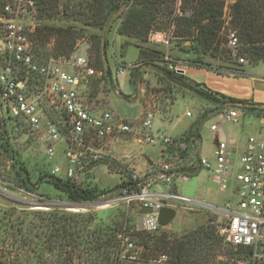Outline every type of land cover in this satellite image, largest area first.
<instances>
[{"label":"built area","instance_id":"obj_1","mask_svg":"<svg viewBox=\"0 0 264 264\" xmlns=\"http://www.w3.org/2000/svg\"><path fill=\"white\" fill-rule=\"evenodd\" d=\"M40 4L41 0H0V127L3 118L17 117L25 131L44 145L48 159L55 160L61 149L63 163H54L51 173L70 181L91 180L93 170L99 164L108 166V161L131 171L132 183L103 202L141 203L139 226L143 232L155 236L165 229L160 221L164 208L208 212L216 218L217 234L232 250L231 254L219 256V264H264V137L251 135L241 143L225 135L212 149L213 159L199 155L193 170L174 169L169 161L174 154L169 150L188 153L192 145L199 147V139H176L166 131H156L155 121L162 109L157 101L140 99L142 110L132 120L122 119L111 110H94L89 101L90 88L94 80L103 79L105 71L94 65L92 40L78 39L72 50L61 56L37 51L35 39L43 20ZM232 18L233 5L227 1L223 7V27L230 25ZM172 36L171 32L151 30L147 38L168 46ZM224 44L238 66L249 63L240 51L242 43L236 31L229 29ZM176 63L169 68L185 70L188 64ZM116 64L114 92L123 96L116 87L118 77L139 64L117 59ZM172 102L171 97L166 98V103H170L166 104L167 111ZM186 110V115L191 116L189 108ZM213 117L218 122L211 124L210 130L217 132L225 124L238 123L240 112L226 106ZM126 136L135 146L149 144L159 148V161L151 164L148 173L137 174L117 155L122 149L121 140H128ZM124 150L123 156L132 159L131 153ZM195 169L212 174L219 192L226 194L224 200L210 201L178 190L190 181ZM143 208L150 211L141 213ZM117 234L120 258L143 259V242L133 240L122 230ZM167 260L168 255L163 253L148 262L158 264Z\"/></svg>","mask_w":264,"mask_h":264},{"label":"trees","instance_id":"obj_2","mask_svg":"<svg viewBox=\"0 0 264 264\" xmlns=\"http://www.w3.org/2000/svg\"><path fill=\"white\" fill-rule=\"evenodd\" d=\"M171 1L175 2V0H85L74 4V6L81 8V11L72 9V14L75 16L72 20H80L85 25L100 31L92 35L93 45L97 52V59L94 64L98 69L105 71L103 79L98 82L105 81L106 88L116 84L110 61L106 56L107 47L110 43L105 33L108 22L113 19L114 15L125 6L127 10L117 28V33L130 40L147 41L153 22L158 18L164 4ZM65 3L67 5L64 12L67 13L72 4L70 1ZM59 4V0H41V18L46 22L52 20ZM223 7L224 0H182L179 9L183 13L175 22V34L190 38V51H194L198 56L204 54H209L214 58L225 56L229 62L234 63L229 57V50L226 47L221 48L223 41L220 39V32L223 28L221 21ZM189 10L192 11L191 14H187ZM232 23L237 29L240 42L244 44L242 55L254 64L264 61V0H235ZM73 29L80 36L83 35L80 34L81 29L75 26L63 27L43 23L36 37L42 39L43 36L44 40H49L55 34L60 47L57 56H61L68 54L76 43L74 39L80 37L74 36L75 31ZM36 50L39 51L37 48ZM142 54L143 56L152 54L149 55V58L156 60V58H160L161 51L148 48L142 50ZM198 58L193 59L188 64L217 71L223 70L221 68L223 65L214 67L211 63H207L201 66L202 63L199 62ZM236 65L238 64L236 63ZM223 67L230 73H240L238 67L228 65ZM137 69L139 67L132 69L131 74L133 76L135 75L134 70ZM162 72L169 82L186 88L213 103L218 107L216 112L226 106L247 112L254 110L250 107L251 102L214 92L206 85L196 82L169 67H163ZM208 119L203 116L200 120L205 122ZM10 122L13 124L12 127L20 126L23 130L24 128L21 125V120L17 117L3 118L0 127V150L11 160H14V149H12L8 138H5L10 130ZM194 134L198 135L196 131ZM186 137L190 139V137ZM13 166L15 167V165ZM109 166L113 169H119L123 174L122 181L115 188L121 189L132 183L131 171L126 168H119L116 164ZM40 180L53 184L65 194L70 202L76 203L95 202L103 194L112 190L101 189L90 181L73 182L52 174L50 171L40 177L37 182H34L28 169L21 166L16 169L13 184L19 186L21 190L33 192ZM14 210L15 208L12 207L10 213L6 212L7 216H2L0 226L9 228L13 242L8 245L11 246V251L15 252L16 255H0V264H73L75 260H79L81 264H151L148 259L158 258L163 253L168 255V260L158 264H216L218 257L224 253L221 247L223 239L216 235L212 227L207 225L193 231H187L180 236L167 231H162L161 235L157 237L145 232L140 233L139 236L142 237V242L146 246L143 259L120 258L117 255V233L122 229V226L105 229L96 228L93 231H87L89 224L94 220L93 215L90 214L85 216L80 214L67 215L58 208H54L49 211L40 209L27 213L24 212L27 210L21 209V213L16 216ZM41 229H45V231ZM151 241L153 242L151 243ZM4 242L0 241V248H3ZM225 251L228 254L232 253L231 249ZM21 252L23 257H20ZM45 252L52 255L58 252L55 261L49 262L44 259L43 254ZM84 255L86 256L85 259H83Z\"/></svg>","mask_w":264,"mask_h":264},{"label":"rangeland","instance_id":"obj_3","mask_svg":"<svg viewBox=\"0 0 264 264\" xmlns=\"http://www.w3.org/2000/svg\"><path fill=\"white\" fill-rule=\"evenodd\" d=\"M59 1L60 4L58 10L53 16L52 20H47V22L46 20H42L41 27L43 23H49L55 26L61 25L63 27L75 26L78 29H81L80 34L82 33L83 35L80 36L78 32L73 29L75 31L74 36H80L74 39V42H77L78 39L82 37H89V39L92 40V35L100 32L98 29H95L92 26L85 25L80 20H72L75 17L72 14V9L75 11H81V8L74 6V4H77L81 1L84 2L85 0ZM68 1L71 2L72 6L69 8V11L65 13L64 9L67 5L65 2ZM227 1L228 3H232V5L234 3L232 0H224V4ZM181 4L179 3V0L164 4L160 14L158 15V18L152 24L151 30L167 31L173 34L168 46L165 44L152 43L148 40V38L147 41L135 39L130 40L125 36L120 38L117 42V31L114 36V46H112L111 42L113 41V36L110 34V32H114V29L117 30L127 8L124 6L117 14L114 15L113 19L108 22L105 30L108 42L110 43L107 47L106 56L110 61L111 69L113 72H116V59L125 63H138L139 69L134 70V76L131 74L133 70L127 69L124 75H120L118 77L119 83L116 87L123 96L116 94L114 92L115 88L111 85L110 87L106 88L105 81L98 82L94 80L91 85L92 87L90 88V95L92 94L93 96H90L89 101L91 107L95 108L94 110H111L115 113V115L126 120H132L140 114L143 106L140 99L150 101L151 103L153 101H157L158 105L162 109H159L160 112L155 121L156 130L158 128V131H160L169 127L170 130H168V132L172 134V136L175 135V138L178 139L185 136L190 137V133L188 131L185 132L184 130L186 128L184 129V127H190L193 124L198 128V132L199 129L202 131L201 138L199 137V133L196 135L197 138H200L199 151L202 154L208 156L210 159H213L211 156V151L215 146V134L217 133L213 134L210 131V126L213 121L218 122V119H208L205 121V124L204 121L201 122L200 119L203 116H205V118L213 117L214 113L216 112L215 110L218 109V107L206 99L196 95L192 91L166 80L162 72L163 67H170L171 64H177L176 62L178 61L191 63V61L197 57H199V62L202 63L201 66L207 63H211V65L214 67H220L222 65H228L232 67L239 66L236 65L235 61L234 63L229 62L225 56L217 58H214L209 54L198 56V54H196L194 51H190V38L174 35V29L176 25L175 22L178 20L177 18L183 13L179 9V5ZM222 24H224L223 21ZM230 28L237 32V29L234 28V24L232 22L230 25L223 27L222 31L220 32V39L223 41L221 48L226 47L224 44L226 41V33L229 32ZM35 40L36 48L39 49V51H41V53L44 55H58L57 53H59L60 47L55 34L54 37L51 36L49 40H44L43 36L42 39H38L36 37ZM243 45L244 44L240 45L241 52H244ZM148 48H154V50L161 51V55H159L160 58H156V60L149 58V55L152 54H146L143 56L142 50ZM92 58L95 63L97 59V52L94 45L92 46ZM250 63L251 62L249 61V63H246L243 66H246V68L249 70L264 73V61H260L254 67L251 66ZM223 66L221 68H223ZM167 97H171L173 99V102L171 103L172 106H170L171 109H169L171 112L167 111L166 109ZM187 108H189L191 116L186 115ZM227 125H229V123ZM12 126L13 124L10 122V130L5 135V138H8L12 149H14L15 159L11 160L0 150V219L2 216H7L6 212L10 213V209L12 207L15 208L13 212L16 216L21 213V209L27 210L24 211L27 213L29 211H36L40 209L49 211L51 209L58 208L61 212H65L67 215H93L94 220L89 224L88 228L86 229L87 231H93L96 228L105 229L110 227L113 228L115 226H122L121 230L123 232L130 235L133 240L142 242V237L139 236L140 233H143L139 226V210L141 208V203L135 201L130 203L108 205L109 203L103 202L119 193L120 188L115 187L122 181L123 174L121 171H119V169L110 168L111 166L109 165L116 164V166L119 167L120 164L108 161V166L99 164L93 170L91 180L89 181L95 183L101 189H112L110 192L105 194V197L101 196L100 199L97 200L98 203L89 202V204L86 205L73 207L78 208V210H74L72 208L69 209L68 206L70 205L67 204V202L70 201L67 199L65 194H63L51 183L40 180L39 184L35 186V191L33 192L21 190L19 186L13 184L16 169L20 168V166L28 169L32 175V180L37 182V180L45 175V173L48 171L51 172L54 163L61 164L63 162L61 149H59L58 157L55 160H50L47 158L45 154V147L41 142L37 141L36 138L28 133V131H25V129H21L20 126L16 128ZM173 126L176 127V131L171 133ZM251 135L264 137V120L260 113L251 112L249 114H241L240 121L237 124V129L234 131V138H240L242 143H245L248 137ZM126 138H128V140H121L120 146L122 149L117 151L119 152L117 155L122 157L125 165L132 167L137 174L142 175L145 172L147 173L150 168V163H148L149 161H146L145 156L150 157L154 162L156 161L155 163H157L159 148L149 144H140L135 146L131 142L129 136H126ZM124 149H127L128 153H131L133 157L132 159L125 158L123 156L124 153L122 151H125ZM171 153L174 155L169 157V161L176 170L181 169L189 171L192 170L197 164L196 153L193 151L189 153H179L178 150L172 148ZM13 165H15V167ZM200 177L205 179L206 183H208L210 187L215 188V185L212 183V181H209L207 178V171H203ZM196 181L197 178L193 176L190 181L181 185L179 190L190 195L195 194L194 190H196ZM207 200L214 201L211 198ZM42 203H47V207H44V209L39 208L42 206L38 205H42ZM215 223V216L208 212H184L179 210L175 220L171 225V228L166 227L165 229H162L161 232L155 234V236L157 237L161 235L162 231H167L173 235L180 236L187 231H193L201 226L207 225L212 227L216 235H218ZM41 230L45 231V229ZM0 241H5L3 248H0V255H16L15 252L11 251V246L8 245L13 242V237L11 236L8 227L0 226ZM152 242L153 241H151V243ZM221 245L222 251H224L223 254H228L225 250L231 248L226 245L224 240L221 241ZM57 253L58 252H55V255H52L45 252L43 256L44 259L52 262L55 261ZM20 257H23L22 252ZM85 257L86 256L84 255L83 259H85ZM219 261L220 259L218 257L216 264H219ZM73 264L81 263L79 260H75Z\"/></svg>","mask_w":264,"mask_h":264},{"label":"crops","instance_id":"obj_4","mask_svg":"<svg viewBox=\"0 0 264 264\" xmlns=\"http://www.w3.org/2000/svg\"><path fill=\"white\" fill-rule=\"evenodd\" d=\"M116 31L117 30L114 29V32H110V34H112V36H113L112 37L113 41L111 42L112 46H114V41H115L114 36L116 34ZM122 37H123L122 35L117 33V37H116L117 42ZM258 63H255V64L250 63V64H251V66L254 67ZM243 65H245V64H243ZM243 65H239L238 71H240V73L236 74V73L228 72L225 67H223L222 71H217V70H213V69L196 67V66H191V65L187 64L184 67L185 70H184L183 74H185L188 78H190L196 82H199V83L206 85L210 90H212L214 92H218L220 94H223V95H226L229 97H233L236 99H241V100L251 102L250 107H252L251 109H254V110H249L247 112V111H242L241 109H238L240 112V116H241V114H249L251 112H257V113H260L264 117V73H259V72H255L254 70H249L246 68V66H243ZM248 105H250V104H248ZM175 109H176V105H175ZM212 118L215 119V117H210L209 119H212ZM159 122H161V121H159ZM213 123H215V122L213 121L211 124H213ZM238 123H236V125L230 124V123H229V125L225 124V125H223V128L218 130L217 132H212L210 130L213 134L217 133V134H215L216 135L215 145H216L217 141L219 139H222L223 137H225V135L234 138V131L237 129ZM161 124H163V123H161ZM204 124H205V122H204ZM165 125H163V126H165ZM184 129H185L184 130L185 132L188 131L190 133L189 134L190 139H197L198 140L202 137V131L199 129V132H198V128L195 127L193 124L190 127H184ZM158 130L159 129L157 128L156 131H158ZM168 130H170L169 127H167L164 130H160V131H166L167 133H169ZM174 131H176L175 126L172 127L171 133ZM195 131H197V133L200 134V136H199L200 138L196 137V135L194 134ZM219 132H220V134H219ZM170 135L172 136V134H170ZM173 137H175V135H173ZM235 140L241 141V143H242V140H240V138H236ZM169 151H172V149H170ZM192 151L196 153V159H198L199 155H204L199 151V147H196L194 145H192L190 150H189V152H192ZM169 154H170V152H169ZM211 156L213 158L212 151H211ZM145 157H146V161H151L152 163H154V161L150 157H148V156H145ZM158 161H159V153H158ZM152 163H150V168L147 171V173L151 170V164ZM203 171H206V170L195 169L191 173V178L193 176H195L197 178L196 185H195L196 190H194L195 194H193V195H190L187 193H185V194L190 195V196H194V197L204 198V199L211 198L214 201L218 200V199L224 200L226 197V194L219 192L218 186L215 183V181L213 180L212 174L209 171H207V178L209 181H212V183L215 185V188L210 187V185L208 183H206L205 179L200 177ZM144 174H146V172L143 173L142 175H144ZM160 188L166 189L167 187L160 186ZM179 189H180V187L178 188V190ZM180 192H182V191L180 190ZM182 193H184V192H182ZM177 212H179V211H175L172 208H164L162 210L160 221H162L165 228L166 227L171 228V225L177 216Z\"/></svg>","mask_w":264,"mask_h":264},{"label":"water","instance_id":"obj_5","mask_svg":"<svg viewBox=\"0 0 264 264\" xmlns=\"http://www.w3.org/2000/svg\"><path fill=\"white\" fill-rule=\"evenodd\" d=\"M178 72H179V73H184V70H183V69H180V70H178ZM149 163H152V162L149 161ZM91 203H98V202L95 201V202H91ZM46 204H47V203H42V205H38V206H42V207H39V208H43V209H44V207H47ZM67 204L70 205V206H68V208L71 209V208H73V207H75V206H82V205L89 204V202H87V203L67 202ZM149 211H150V209H148V208H143L140 212H141V213H147V212H149ZM161 223H162V221H161ZM162 225H164V224L162 223Z\"/></svg>","mask_w":264,"mask_h":264},{"label":"bare ground","instance_id":"obj_6","mask_svg":"<svg viewBox=\"0 0 264 264\" xmlns=\"http://www.w3.org/2000/svg\"><path fill=\"white\" fill-rule=\"evenodd\" d=\"M72 209H74V210H78V208H72Z\"/></svg>","mask_w":264,"mask_h":264}]
</instances>
